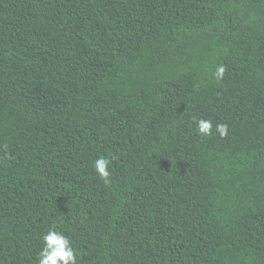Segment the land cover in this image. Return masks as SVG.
<instances>
[{
    "label": "trees",
    "instance_id": "1",
    "mask_svg": "<svg viewBox=\"0 0 264 264\" xmlns=\"http://www.w3.org/2000/svg\"><path fill=\"white\" fill-rule=\"evenodd\" d=\"M53 228L77 264H264V0H0V264Z\"/></svg>",
    "mask_w": 264,
    "mask_h": 264
},
{
    "label": "clouds",
    "instance_id": "2",
    "mask_svg": "<svg viewBox=\"0 0 264 264\" xmlns=\"http://www.w3.org/2000/svg\"><path fill=\"white\" fill-rule=\"evenodd\" d=\"M225 68L220 66L217 68L215 77L217 80L224 75ZM194 123L197 125V132L203 137H210L213 135V122L211 119H199L193 117ZM215 131L221 137L228 135V126L226 124L215 125ZM111 161L101 155L94 161V169L99 178L105 184L110 182V167ZM43 247L37 257L38 264H77V255L69 238L62 232L49 229L46 234L42 236Z\"/></svg>",
    "mask_w": 264,
    "mask_h": 264
}]
</instances>
